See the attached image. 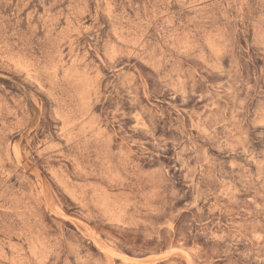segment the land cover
Listing matches in <instances>:
<instances>
[{
  "label": "rangeland",
  "instance_id": "obj_1",
  "mask_svg": "<svg viewBox=\"0 0 264 264\" xmlns=\"http://www.w3.org/2000/svg\"><path fill=\"white\" fill-rule=\"evenodd\" d=\"M0 264H264V0H0Z\"/></svg>",
  "mask_w": 264,
  "mask_h": 264
}]
</instances>
